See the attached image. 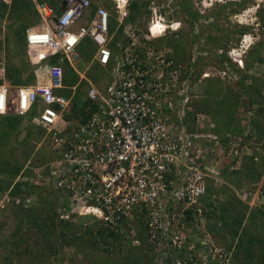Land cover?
Listing matches in <instances>:
<instances>
[{
  "label": "built area",
  "instance_id": "obj_1",
  "mask_svg": "<svg viewBox=\"0 0 264 264\" xmlns=\"http://www.w3.org/2000/svg\"><path fill=\"white\" fill-rule=\"evenodd\" d=\"M140 1L33 0L37 24L26 30L25 46L36 82L13 86L0 64V116L23 118L20 131L32 129L47 156L28 160L17 182L57 194L61 219L89 215L91 224L100 220L115 233L123 234V220L133 223L147 209L145 236L159 263L233 264V251L217 244L204 224L189 226L186 213L203 216L215 208L217 195L207 205L202 199L224 184L250 206L264 205V174L250 190L224 181L225 170L240 171L247 157L260 163L263 144L246 142L251 125L244 137L219 138L193 128L207 120L196 104L200 84L211 74H199L160 44L179 25L168 24L156 7H150L155 17L146 32L138 28L131 6ZM82 55L88 58L83 70ZM96 66L99 76L90 78ZM70 69L79 78L72 85ZM77 89L87 103L85 122L84 116L67 118Z\"/></svg>",
  "mask_w": 264,
  "mask_h": 264
},
{
  "label": "rangeland",
  "instance_id": "obj_2",
  "mask_svg": "<svg viewBox=\"0 0 264 264\" xmlns=\"http://www.w3.org/2000/svg\"><path fill=\"white\" fill-rule=\"evenodd\" d=\"M137 4L142 5L136 13L139 29L146 32L147 25L155 17L154 11L150 7H156L157 15H163L169 21L168 24H173V26L178 24L179 26H176L177 30H168L166 36L159 41L160 44L163 47L171 48L180 61L184 63L187 61L192 62L194 68H198L199 74L205 72L211 74L210 79L213 80V83L217 82L215 84L217 88L228 91L230 96L232 95V100L238 99L237 117L244 118L247 111L255 108V124L257 121L260 127L264 128V120L262 119L264 118V112L262 115L259 113V110H264V89H261L264 83V0H141ZM106 5H108L109 10L113 11V4L110 1H107ZM16 15L13 17L11 11L9 15H0V33L2 34L0 35L2 39L0 43V64H5L4 60L10 65L18 63L17 58L14 55L12 56L6 48L14 49V44L22 43L23 40L19 41L20 39L15 34L21 25H28L29 23L36 26L37 24L30 17L29 19L26 17L20 23L18 22L20 18H16ZM247 37L249 38L248 42ZM248 44L250 48L246 50L245 47ZM18 48L24 56L25 46L22 45ZM233 49H238V53L242 54L241 60L244 61V70L238 68V64L229 57V53ZM2 54L6 55V58H3ZM236 59L238 61L240 57ZM84 68L85 64L81 66L82 70ZM93 71L96 74H93L90 78L98 77V69ZM31 72L32 69L29 70V73ZM69 76L70 82L68 85L78 81V78L71 71ZM236 76L240 80L235 81ZM101 81L107 82L108 78H101ZM241 82L245 84L244 87L240 85ZM251 84L252 86H250ZM205 85L206 81L200 85V89L204 90ZM257 92L262 94L263 99L255 96ZM82 95L83 90L79 89L78 98ZM221 101L223 103V100ZM203 106L205 107L204 104ZM33 115H36V112ZM237 124L239 125V123ZM237 124L236 127L239 129ZM21 133L19 131L16 134L18 143L25 144L16 147L14 154H11L12 147L0 149V161L15 158L18 166L16 176L12 175L6 178L0 173V264H155L157 262L154 259V254L145 253L146 249H144L145 252H141L136 248L137 244L131 243V248L135 251H132V263H130L127 261V253L123 252L122 254L118 249L119 246L107 252L99 246L98 249H90L85 247L86 244L82 242L79 246L72 245L63 249L65 244H61L63 241L59 239V235L56 237L42 235L36 228L35 222L42 221L49 213L53 215L56 212L59 213L61 203L57 194H52L47 190L41 192L39 189H32L30 193L40 192L42 193L41 196L46 199L42 201L38 199V202H35L34 207L30 210L10 200V192L18 181L27 161L31 158L36 162L43 161V158L47 156V147L45 144L38 145L41 141L37 140V136L32 140L33 143L29 141L28 134L19 138ZM12 143L14 142L12 141ZM249 158L250 156L247 158V162ZM261 161H264V155L261 157ZM250 165H254L257 170L262 168L261 164L250 163ZM239 175L246 176L245 173ZM252 177L251 179L250 177L249 179L246 178V180L252 182ZM255 181L257 182V180ZM238 209L239 212L244 211V207L240 204ZM35 215L39 218L37 219ZM233 218L235 219V216ZM233 218L231 215L229 219ZM229 219L218 218L214 223L213 220L206 223L205 229L212 235L217 244L218 242L222 245L231 244L232 240L240 235L238 233L234 238L230 237L236 229V224L232 226ZM56 221L58 224L54 229L61 231L62 222L60 220ZM134 221L132 226L137 227L136 222L139 220L135 218ZM248 221V226H251V218H248ZM19 222L22 230L14 235V231H17L15 226H18ZM93 222L103 223L100 220H94ZM228 222L230 224L226 225ZM73 223L78 222L73 221ZM77 227H79L78 230L81 229L80 226ZM224 227L226 231L231 232L228 233L229 239L222 234ZM134 230H131L132 233H134ZM259 239L264 242V233L259 236L258 241ZM126 249L128 250V248ZM254 250L255 248H253L254 253L259 252L253 259L242 257L238 264H264L262 251ZM248 256L252 257L250 254ZM136 259L138 260L137 263H135Z\"/></svg>",
  "mask_w": 264,
  "mask_h": 264
},
{
  "label": "trees",
  "instance_id": "obj_3",
  "mask_svg": "<svg viewBox=\"0 0 264 264\" xmlns=\"http://www.w3.org/2000/svg\"><path fill=\"white\" fill-rule=\"evenodd\" d=\"M51 4H55V1H50L48 0ZM15 4H13L11 7V13L12 14H17L15 17H19L20 19H18V22L21 23V21L24 20V18H26L27 16L30 17L33 22L37 23V17L35 15V10H34V6L31 4V6H29V2H26V4L21 5L19 3V0H15L14 1ZM138 2H134L131 6V19H135L136 18V13H138L137 11L140 10V8L142 7V5L137 4ZM7 6V5H6ZM25 11L28 13V15H24ZM20 12V13H19ZM5 16L6 14H0ZM12 17V16H11ZM14 17V16H13ZM27 26L28 25H21L19 29H17V31L15 32V34H17V37L20 39L19 41H22V43L19 44H14V56L17 58L18 62L21 64L17 67L16 65H9L6 67L7 68V76L8 78L11 80V84L13 86H22V85H32L36 82V76L32 70L31 73H28L27 80H23V76H24V71L27 72V70L29 71L31 68L29 66V64L27 63V61L25 60L24 56H23V52L18 48L20 46H25V35H26V30H27ZM1 43V41H0ZM1 51V50H0ZM25 51H26V46H25ZM84 60H88V58L85 55H82ZM98 67L96 66L95 69H97ZM72 72L75 76L76 74L70 69L67 71L66 73V78H68L69 82H70V76H69V72ZM31 75V76H30ZM217 83V82H216ZM216 83H213V80L211 81V79L206 80V85L205 88L203 90V94L206 97V101H205V107L207 108V110L209 109V107H212L214 105V103L211 101V97H213L215 99V104L216 101L218 99L223 100V105L220 108V106L217 107V109L220 111L219 113H222V116L227 118V121L229 122H225L222 129L224 131H227L228 129H230L229 124L232 125V122L235 121L236 119V111L238 109V103L239 101H237L236 99L232 100V95L230 96V93L228 91H225L222 88H217V86L215 85ZM244 87V83L241 82V84ZM256 97H260L261 99H263V96L260 92H257V94L255 95ZM82 96L80 98H78V96L74 99L73 101V106L71 107V114L67 115V118H71L73 116V118H81V116H84V120L81 119V122H85L86 118H88L87 116V111H86V106L87 103H83L82 104ZM211 102V103H209ZM217 110V111H218ZM218 115V112H216L215 110L212 113V117L216 120ZM22 119L19 116L16 115H6V116H0V149L5 148V147H12L13 151H11V154H14L16 147H21V144H25V143H18L16 134L20 131V128L22 126ZM232 121V122H231ZM241 126V122L239 124ZM233 126V125H232ZM261 133H260V138L259 139H263L264 140V129H261ZM28 136L29 141H32L37 134L33 132L32 129L28 128ZM16 140V142H15ZM12 141L14 143H12ZM14 144V145H13ZM16 144V145H15ZM36 144V143H35ZM24 165V164H23ZM22 165V167H23ZM262 168L259 170H257L256 168H254V165H250V162H248V164H245V172H240V173H245L246 176H241V179L239 177L238 181H242V179L244 181H246V178L251 179L252 174V182H255V180H259L260 176H261V172L263 170V166H264V162L263 165L261 164ZM18 166L15 162V158H9L8 160H1L0 161V173L3 174L6 178L9 176H16L17 175V171H18ZM252 171V173H251ZM16 173V174H15ZM5 178V179H6ZM13 178V177H12ZM9 179V178H8ZM7 180V179H6ZM251 182V180H248V183ZM21 187L22 184H17L15 185V187L13 188V190L11 191L12 195H16L18 193H20L21 191ZM208 195L206 197H204L202 199V202L206 204V202H208L211 197L215 194V191H213V188H210L208 190ZM244 205V206H243ZM214 205H210L208 211L205 212V214L203 216L198 215L197 213L194 212H187L186 214L188 215L186 220L190 221L189 226H194V225H205L206 223H210V221L213 220L216 221L218 218L221 219H229L232 215L235 216V219H229L230 223L235 225L236 224V229H234V232H232L233 235L231 236H236L238 233L240 234V242H239V248L241 249V251L243 252H249L251 253L252 257H248L247 259H253V253L252 250L253 248L258 249L260 251H262V254L264 256V247L263 244L264 242H261V240L258 238L261 234L264 233V206H258L255 208H249L247 205H245L244 203L241 202V206L244 207V211H240L238 209L239 204L237 202L234 201H229L226 203H220L219 205H216L215 208H210ZM234 207V208H233ZM233 208V209H232ZM235 210V212H233ZM174 209L172 211H170V215H174ZM220 211V213H219ZM49 212V211H48ZM47 212V213H48ZM148 212L147 209L143 210V215H145V213ZM178 211L176 210V213ZM219 213V214H218ZM195 214V215H193ZM231 214V215H230ZM236 214V215H235ZM34 215V214H32ZM230 215V216H227ZM57 214H51L49 213L47 216H45L43 218L42 221H36L35 222V226L36 228L42 233V235H50L52 237H56L57 235H59V239L61 241H63L61 244H65L63 247V249H66V247H70L72 245H76L79 246L82 244V242H84L86 245H84L85 247H88L90 249H98L99 247H101V249H104V251H111L113 248L115 249V247L119 246L118 249L124 253H127V261L132 263V251H135V249L131 248V243H133L134 237L131 236V230L137 229L138 230V234H137V238H139L140 240L144 241L145 239V229H144V225H145V220L144 218L141 216V218H139V221L136 222V225L132 226L131 222H127V220H123V227H126V230L123 231V234L121 233H115V231L110 230V229H106L104 227H102L101 224H99L98 222H94L91 224V219L89 217H81L79 218L80 220H78V223H73V222H62V226H61V231H57V229H54V227L58 224L56 221V217ZM35 217L38 219L39 217H37L35 215ZM52 217V218H51ZM226 217V218H225ZM248 218H251V227L252 229L255 228V226H259L257 227L255 230L251 231L249 230V221ZM203 219V221H202ZM234 220V221H233ZM76 221V220H75ZM16 222V221H15ZM262 222V223H261ZM229 222L226 224H230ZM80 226L81 229L83 230H78ZM17 229V231H14L15 234L19 233V230H22V226L20 224V222L18 223V226H15ZM44 227H46V229H44ZM136 227V228H135ZM52 228V229H51ZM240 229V230H239ZM128 230V231H127ZM225 230V227L222 229V231ZM13 232V233H14ZM225 232L227 233L226 235H228V232L225 230ZM79 233H81L79 235ZM55 234V235H53ZM79 235V236H77ZM130 237V238H129ZM94 238V239H93ZM93 240V241H92ZM256 241V242H255ZM259 242V244H258ZM99 246V247H98ZM123 247V248H122ZM128 248V250L126 249ZM137 249H139L141 252H145L144 251V246L141 247H136ZM254 250V251H255ZM56 251V250H55ZM57 252V251H56ZM259 252V251H258ZM258 252L254 253V255H256ZM145 253H148V250H146ZM238 253V251H237ZM139 260V258H137ZM136 259L135 263L138 262V260ZM155 259V258H154ZM237 261H239V259H237ZM241 264V263H240Z\"/></svg>",
  "mask_w": 264,
  "mask_h": 264
},
{
  "label": "clouds",
  "instance_id": "obj_4",
  "mask_svg": "<svg viewBox=\"0 0 264 264\" xmlns=\"http://www.w3.org/2000/svg\"><path fill=\"white\" fill-rule=\"evenodd\" d=\"M243 49H244V46H243ZM246 50H248V49H246ZM234 52V53H233ZM235 52H237L236 54H238V55H234L235 54ZM239 52V50L238 49H233V51H231L230 53H229V57L232 59V60H234L237 64H238V68H240L241 70H244V68L245 67H241L240 65H239V62H237L236 61V58H238V57H240V60H241V57H242V54L241 53H238ZM243 52H244V50H243ZM241 55V56H240ZM243 61V60H242ZM243 65H244V61H243ZM77 78H78V76H76ZM211 78V75L209 76V77H207L205 80H204V82L206 81V80H208V79H210ZM68 80V79H67ZM78 80H79V78H78ZM68 82H69V80H68ZM203 83V82H202ZM201 83V84H202ZM74 84V83H73ZM200 84V85H201ZM199 91H200V98L197 100V104H196V111L197 112H201L202 114H204L206 117H207V120H208V122H207V120H206V122H204L203 124H196V122H193L192 123V126H193V128H195V129H197V130H199V131H201V132H208V133H210V134H212L213 136H218L219 138H222L221 136H225V135H227V134H237V135H239V136H243L244 134H245V132H246V129H247V126L248 125H251V128H252V131L254 130V132L252 133V135L251 134H249V136H247V137H244L245 138V140H246V142L247 143H251V145H259V144H263V148H264V140L263 139H259L260 138V133H261V129H259V133L258 132H256V129H255V127H254V124H255V121H253V118L256 116V115H253L251 118H249L247 115H246V113L248 112H246L245 113V115H244V118H239V116L237 117L236 116V119H235V121H236V123L233 121V126L232 125H230L229 124V127H230V129H228L227 131H224V130H221L222 129V127H223V125H224V123L225 122H228L227 121V118L226 117H224V116H222V113H219L220 111L217 109V107L218 106H220V108L222 107V101H221V99H218V98H216L217 99V101H216V104H215V99L213 98V97H211L212 99H211V101L214 103V105L212 106V107H209V109L207 110V108L206 107H204L203 106V104L204 105H206L205 104V99H206V97H205V95L203 94V90L202 89H199ZM66 94H69L70 95V92H67ZM78 96V95H77ZM209 103H211V102H209ZM255 109V108H254ZM254 109H251V110H253L254 111ZM216 111V112H218V115H217V118H216V120L212 117V113H213V111ZM218 110V111H217ZM254 114V113H253ZM240 122H241V126L240 125H238L237 123H239L240 124ZM229 123V122H228ZM236 124L238 125V127H239V129L236 127ZM211 125H213V126H211ZM260 146V145H259ZM262 157V156H261ZM248 158V157H247ZM247 158H246V160L244 161V165H243V169H241L240 171H237L236 173L234 172V171H227V169L225 170V172H224V174H225V178H224V181H226V182H228V183H230L231 185H233L236 189H240V188H246V189H248V190H250L251 188H252V186H251V184H253V183H258V181L261 179V177L263 176V174H264V166H263V170H262V172H261V176H260V178H259V180H257V182L255 181V182H249L248 183V180H246V181H238V177L240 176L239 174H240V172H245V164H248V162H250V163H253V164H262L263 165V163L262 162H264V161H261L260 163H256V162H254V160H253V158L250 156V158H249V161L247 162ZM225 163H229L227 160H226V162ZM20 176H22V172L20 173ZM20 176H19V180L20 179H22V178H20ZM241 177V176H240ZM17 184H22V187H21V191H20V193H18V194H16V195H12L11 194V192H10V197H12L13 199H12V201L13 202H15L16 204H21L23 207H25V209H28V210H30L31 208H33L34 206L33 205H35V202H38V199L40 200V201H42V200H44V199H46V198H44V197H42L41 196V194L42 193H40V192H35V193H30L31 191H32V189H39L41 192H46V190L45 189H42V188H38V187H34V186H31L29 183H27V182H24V181H20V182H17L15 185H17ZM242 185V186H241ZM250 186V187H249ZM15 187V186H14ZM13 187V188H14ZM250 188V189H249ZM13 190V189H12ZM11 190V191H12ZM213 191H215V195H217L218 196V199L216 200L217 201V204L216 205H219L220 204V201H221V203H226V202H229V201H234V202H237L238 204H240L241 205V202L242 203H244L245 205H247L249 208H255V207H258V206H264V205H262L261 203L260 204H256V205H251L250 206V204H248V202H245L244 200H242L241 198H238V196L234 193V191L230 188V187H228L226 184H224L222 187H221V189H217V190H215L214 188H213ZM226 193H228L229 195H230V197L231 198H229V200L228 201H223L227 196L225 195ZM208 194V193H207ZM220 196H223V200H220L219 198H220ZM36 197H37V199H36ZM207 198V197H206ZM219 213H220V211H219ZM218 213V214H219ZM55 214H57V216H55L56 217V220H60V222H73V220H68V221H66V220H63V219H61L60 217H59V214L56 212ZM81 217H89V218H92L91 216H89V215H87V216H81ZM81 217H76V221H78V220H80L79 218H81ZM92 220V219H91ZM138 220H139V218H138ZM75 221V220H74ZM133 221V220H132ZM133 222H135V221H133ZM131 236H133L134 237V239L135 240H133V243L132 244H137V246L136 247H141V246H144V249H146V250H148V252L149 253H152V254H154V258H155V260L157 261V254L155 253V251L153 250V248H152V245H151V243L148 241V239H147V237L145 236V239H144V241H142V240H140L139 238H137L136 236H137V234H135V233H131ZM227 236V238H228V235H226ZM231 238H232V236H230ZM229 239V238H228ZM240 242V241H239ZM239 242L237 243V242H234L233 240H232V243L231 244H225L224 246H226L228 249H230V250H232L233 251V253H232V256H233V264H237V259H238V257H237V255H238V253H237V251H238V249H239ZM217 243V242H216ZM218 244H221V243H219L218 242ZM222 245V244H221ZM237 249V250H236ZM240 251H241V249H240ZM240 259V258H239ZM154 261V260H153ZM155 264H159V262L157 261ZM163 264H173L172 263V261L171 260H166V261H163ZM242 264V263H241Z\"/></svg>",
  "mask_w": 264,
  "mask_h": 264
},
{
  "label": "crops",
  "instance_id": "obj_5",
  "mask_svg": "<svg viewBox=\"0 0 264 264\" xmlns=\"http://www.w3.org/2000/svg\"><path fill=\"white\" fill-rule=\"evenodd\" d=\"M15 1V0H14ZM17 1V0H16ZM46 1H48V0H46ZM50 1H55V0H50ZM26 2H29L30 4H29V6H31V4L34 6V4H33V0H19V3L21 4V5H24V4H26ZM55 3V2H54ZM13 4H15L14 2H13ZM13 4H11L10 6H6L5 4H3V3H0V14L2 13V14H6V15H9L10 14V11H11V6L13 5ZM56 4V3H55ZM60 7V6H59ZM20 13V12H19ZM35 13V12H34ZM12 14V13H11ZM28 15V13L25 11V14L24 15ZM15 14H13V16H14ZM25 19V18H24ZM27 19H29V17L27 16ZM22 22V21H21ZM30 27H34V26H32V24H29L28 23V26H27V29L28 28H30ZM0 35H2L1 33H0ZM2 39L0 38V41H1ZM6 49H8L9 50V53H11V55L13 56L14 55V49H10L9 47L8 48H6ZM1 50V49H0ZM1 53H4V52H1ZM5 54V53H4ZM3 55V54H2ZM2 57V56H1ZM3 58H6V55H3ZM24 58H25V60H26V58H27V51H25V55H24ZM4 60V59H3ZM4 62H5V65H6V67L9 65L8 64V62H6V60H4ZM83 64H85V66H86V64H87V60L85 59L83 62H81L80 63V67L81 66H83ZM20 65V67H21V64L18 62L17 64H16V66L18 67ZM28 73H29V71L27 70V72L26 71H24V76H23V80L25 81V80H27L28 81V78H27V75H28ZM68 79V78H67ZM67 82H68V80H67ZM249 85V84H248ZM250 86H252V84L250 85ZM261 89H264V83L262 84V88ZM263 93H264V91H263ZM264 112V110H259V113L262 115V113ZM258 113V114H259ZM256 117V116H255ZM263 120H264V118H262ZM253 121H255V118L253 119ZM254 127H255V129H256V132H258L259 133V129H262L261 127H260V124H259V122H257L256 121V124H254ZM264 129V128H263ZM227 197L223 200V196H220V200H223V201H228L229 200V198H231L230 197V195L228 194V193H226L225 194ZM257 227H259V226H257ZM256 226H255V228H253L252 229V227L250 226L249 227V230H251V231H253V230H255L256 228H257ZM134 233L135 234H138V230L137 229H135L134 230ZM222 234H224L225 236H226V232H224V231H222ZM216 235V234H215ZM232 238H234V236H232ZM233 241L234 242H239L240 241V235L239 236H236L235 237V239H233ZM256 242V241H255ZM237 250V249H236ZM252 253H253V256H255L254 255V252H253V250H252ZM248 254H250L251 255V253H247V252H243V251H240V248L238 249V255H237V257H238V259L239 258H245V259H247L249 256H248ZM240 260V259H239ZM238 262L239 261H237V264H238Z\"/></svg>",
  "mask_w": 264,
  "mask_h": 264
},
{
  "label": "bare ground",
  "instance_id": "obj_6",
  "mask_svg": "<svg viewBox=\"0 0 264 264\" xmlns=\"http://www.w3.org/2000/svg\"><path fill=\"white\" fill-rule=\"evenodd\" d=\"M160 28H165L166 26H163V25H161V23H160V25H158ZM176 29V28H175ZM247 42L249 41V38L247 37ZM250 48V46H249V44L247 45V47H245V49H249Z\"/></svg>",
  "mask_w": 264,
  "mask_h": 264
},
{
  "label": "water",
  "instance_id": "obj_7",
  "mask_svg": "<svg viewBox=\"0 0 264 264\" xmlns=\"http://www.w3.org/2000/svg\"><path fill=\"white\" fill-rule=\"evenodd\" d=\"M27 135V132L26 131H23L21 134H20V137L19 138H22V137H24V136H26Z\"/></svg>",
  "mask_w": 264,
  "mask_h": 264
}]
</instances>
